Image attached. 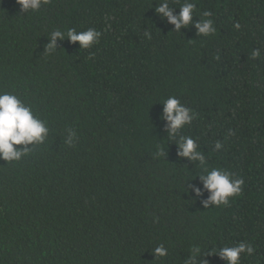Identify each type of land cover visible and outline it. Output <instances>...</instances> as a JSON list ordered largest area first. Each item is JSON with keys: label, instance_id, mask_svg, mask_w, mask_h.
<instances>
[{"label": "trees", "instance_id": "trees-1", "mask_svg": "<svg viewBox=\"0 0 264 264\" xmlns=\"http://www.w3.org/2000/svg\"><path fill=\"white\" fill-rule=\"evenodd\" d=\"M192 2L214 33L174 31L155 0H47L26 15L0 0V90L50 129L29 155L0 160V264H186L196 246L241 241L254 249L241 264H264V0ZM89 27L101 33L90 49L65 38L44 52L51 31ZM169 95L192 109L182 132L208 167L244 179L227 205L187 201L199 166L165 137ZM158 244L168 255L155 259Z\"/></svg>", "mask_w": 264, "mask_h": 264}, {"label": "clouds", "instance_id": "clouds-1", "mask_svg": "<svg viewBox=\"0 0 264 264\" xmlns=\"http://www.w3.org/2000/svg\"><path fill=\"white\" fill-rule=\"evenodd\" d=\"M16 2L20 6V12L26 15L29 11L40 10L42 4L47 0H16ZM155 12L166 24L174 26V31L180 32L182 29L194 28L197 36H206L216 31L212 19H200L196 15V4L192 0H184L179 6H174L171 0H155ZM202 16L210 17L211 13L205 11ZM235 27L239 28L240 25L236 24ZM100 35L101 33L92 27L82 31L68 29L66 34L55 29L47 35L48 42L44 46V52L57 51L59 42L65 38L72 44L78 42L80 49L87 50L99 42ZM260 55L259 48L253 49L251 52L253 59L259 58ZM160 103L163 107L159 119L163 124L168 142L171 141L177 146V157L187 158L193 166H199V172L195 174V177L199 178V184L190 183L193 178L184 182L186 190L183 193H187L191 197L187 201L199 199L204 208L227 205L230 197L242 191L244 179L235 177L232 172L226 169L208 167L205 151L201 149L198 140L183 134L182 130L194 119L190 107L183 104L175 95H169ZM49 132L47 122L37 116L32 105L26 103L21 95L14 90H0V160L7 161V163L19 161L22 157L29 155L35 145L43 144ZM72 137L73 134L69 131V143L72 142ZM221 148L222 143L217 139L214 150L219 151ZM167 149L168 146L166 148L158 146L157 155H162L165 158ZM205 193H207L206 197ZM151 251L155 259L168 255V249L164 244H158ZM253 252V247L243 241L207 253L201 247L196 246L185 260L186 264H209V261L204 257L218 254L226 264H241L242 254L251 256Z\"/></svg>", "mask_w": 264, "mask_h": 264}]
</instances>
